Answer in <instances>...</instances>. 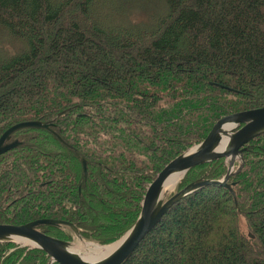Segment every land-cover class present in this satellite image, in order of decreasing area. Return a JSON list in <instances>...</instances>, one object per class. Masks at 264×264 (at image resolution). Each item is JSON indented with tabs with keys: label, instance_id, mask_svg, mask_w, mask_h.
Masks as SVG:
<instances>
[{
	"label": "trees",
	"instance_id": "16d2710c",
	"mask_svg": "<svg viewBox=\"0 0 264 264\" xmlns=\"http://www.w3.org/2000/svg\"><path fill=\"white\" fill-rule=\"evenodd\" d=\"M163 2L159 19L114 23L96 14L103 0H0V136L24 121L51 129L18 130L0 156V223L60 220L112 243L171 160L220 118L264 107V0ZM242 160L237 203L220 185L195 190L123 264H264V133ZM227 169L215 159L176 187ZM39 229L71 241L65 226ZM49 261L0 241V264Z\"/></svg>",
	"mask_w": 264,
	"mask_h": 264
},
{
	"label": "water",
	"instance_id": "95a60500",
	"mask_svg": "<svg viewBox=\"0 0 264 264\" xmlns=\"http://www.w3.org/2000/svg\"><path fill=\"white\" fill-rule=\"evenodd\" d=\"M24 128L51 130L48 123L41 121H24L10 126L0 136V156L21 145L20 141L12 140V136ZM263 133L264 107L244 110L220 118L204 140L171 160L150 183L136 223L114 243L117 244L114 250L101 260L85 262L78 254L69 250V247H73L70 241L52 237L39 229L43 225L65 226L84 241L77 226L60 220L38 219L22 225L0 223V241H12L23 246L40 248L50 257L48 264H123L141 241L160 223L169 209L195 190L209 185H220L234 195L237 203L235 183H230L229 180L242 167V153L246 145ZM219 158H225L228 164L227 173L221 179L201 177L169 198L166 199L168 194L165 198H160L169 177L181 175V180L193 167ZM237 161L239 166L236 168ZM82 164L86 173V162L82 160Z\"/></svg>",
	"mask_w": 264,
	"mask_h": 264
},
{
	"label": "rangeland",
	"instance_id": "374dc122",
	"mask_svg": "<svg viewBox=\"0 0 264 264\" xmlns=\"http://www.w3.org/2000/svg\"><path fill=\"white\" fill-rule=\"evenodd\" d=\"M103 1H104V4H101L103 6L98 7V11L96 14L99 17L101 16L102 19H107L110 22L115 21L114 23L116 22L120 23L122 19H125L124 21H129L131 23H135V22H139V23L147 22L148 23V22H151L152 20L154 21L157 18L159 19L161 16L165 15L166 13V7H165V3L163 2V0H128V1H125V0L105 1L103 0ZM237 166H239V161L236 162V168ZM178 191L179 189H177L176 187L166 196V199ZM242 222H243L242 226H240L241 231L246 237H249L251 235V232H250L251 230L246 225L245 219H243ZM67 229L70 230L71 232L70 242L72 246H78L79 244L88 243L87 241H86L87 243H84L85 240L84 241L80 240V238H78V236L70 228H67ZM118 240L112 243L102 244V246L114 244ZM18 244L21 245V243H18ZM92 244H98V243L91 242L88 245H92Z\"/></svg>",
	"mask_w": 264,
	"mask_h": 264
},
{
	"label": "bare ground",
	"instance_id": "6f19581e",
	"mask_svg": "<svg viewBox=\"0 0 264 264\" xmlns=\"http://www.w3.org/2000/svg\"><path fill=\"white\" fill-rule=\"evenodd\" d=\"M181 175H174L167 179L165 183V187L160 195V198H165L167 194H169L172 190H174L177 184L180 181ZM21 240V239H17ZM84 243H87L86 241ZM91 243V242H90ZM79 244L78 246L69 247V250L72 253H76L79 255V258L85 262H94L97 260H101L106 257L110 251L114 250L117 244H110L106 246H102L99 244Z\"/></svg>",
	"mask_w": 264,
	"mask_h": 264
},
{
	"label": "flooded vegetation",
	"instance_id": "af4514ba",
	"mask_svg": "<svg viewBox=\"0 0 264 264\" xmlns=\"http://www.w3.org/2000/svg\"><path fill=\"white\" fill-rule=\"evenodd\" d=\"M43 226H45V225H43Z\"/></svg>",
	"mask_w": 264,
	"mask_h": 264
}]
</instances>
